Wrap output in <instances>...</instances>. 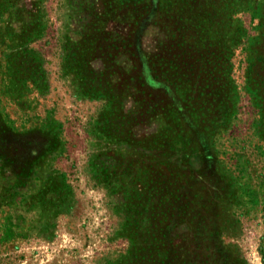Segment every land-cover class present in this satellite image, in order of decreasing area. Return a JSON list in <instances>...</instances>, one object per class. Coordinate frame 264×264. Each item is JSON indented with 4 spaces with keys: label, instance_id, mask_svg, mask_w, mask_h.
I'll list each match as a JSON object with an SVG mask.
<instances>
[{
    "label": "rangeland",
    "instance_id": "1",
    "mask_svg": "<svg viewBox=\"0 0 264 264\" xmlns=\"http://www.w3.org/2000/svg\"><path fill=\"white\" fill-rule=\"evenodd\" d=\"M0 143V264H264V0H0Z\"/></svg>",
    "mask_w": 264,
    "mask_h": 264
},
{
    "label": "trees",
    "instance_id": "2",
    "mask_svg": "<svg viewBox=\"0 0 264 264\" xmlns=\"http://www.w3.org/2000/svg\"><path fill=\"white\" fill-rule=\"evenodd\" d=\"M0 145H1V143H0ZM200 242H203V240H200ZM172 256H174L177 260L182 261L181 263H176V264H208V260L211 259V257L213 256V252L211 251V249L208 250V246H206L204 251L194 252L191 260H185V258L187 256L186 251L183 252V255H181V256H179L178 254H172ZM157 259L158 258L155 255L153 257H151V259L147 255H144V260L147 261V263H151V264H155V262H157L158 264L165 263V258L164 259L161 258L162 262L159 259H158V261H156ZM237 262H238V264H241V261H237Z\"/></svg>",
    "mask_w": 264,
    "mask_h": 264
}]
</instances>
